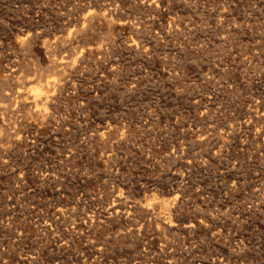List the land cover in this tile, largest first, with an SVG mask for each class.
I'll return each mask as SVG.
<instances>
[{"label": "rangeland", "instance_id": "374dc122", "mask_svg": "<svg viewBox=\"0 0 264 264\" xmlns=\"http://www.w3.org/2000/svg\"><path fill=\"white\" fill-rule=\"evenodd\" d=\"M0 147V264H264V0H0Z\"/></svg>", "mask_w": 264, "mask_h": 264}, {"label": "bare ground", "instance_id": "6f19581e", "mask_svg": "<svg viewBox=\"0 0 264 264\" xmlns=\"http://www.w3.org/2000/svg\"><path fill=\"white\" fill-rule=\"evenodd\" d=\"M29 1V0H28ZM17 2V1H16ZM51 2V1H50ZM88 2V1H87ZM151 2V1H150ZM258 2V1H257ZM261 2V1H260ZM103 3V2H102ZM62 4V3H61ZM239 5V4H238ZM21 7V6H20ZM37 8V7H36ZM90 10V9H89ZM86 12V11H85ZM50 13V12H49ZM87 13H88V11H87ZM106 13V12H105ZM84 14V13H83ZM107 14V13H106ZM106 14H105V16H106ZM110 14V13H109ZM29 16V15H28ZM77 17V16H76ZM88 17V16H87ZM104 17V16H103ZM83 18V17H82ZM11 19V18H10ZM87 19V18H86ZM142 20V19H141ZM81 21V20H80ZM18 22V21H17ZM70 22H72V20H70ZM74 22V21H73ZM82 22V21H81ZM84 22V21H83ZM108 23V22H107ZM111 23V22H110ZM234 24V23H233ZM110 25V24H109ZM84 26V28H85V25H83ZM94 26V25H93ZM92 26V27H93ZM111 27V26H110ZM82 29V28H81ZM91 29V28H90ZM141 29V28H140ZM83 30V29H82ZM109 30H110V28H109ZM81 31V30H80ZM157 31V30H156ZM30 32V31H29ZM85 32V31H84ZM27 33H28V31H27ZM19 34V33H18ZM30 34V33H29ZM160 35V34H159ZM32 37V36H31ZM156 37V36H155ZM90 38V37H89ZM57 39V38H56ZM63 39V38H62ZM74 39V38H73ZM205 39V38H204ZM209 39V38H208ZM2 40V39H1ZM135 40V39H134ZM155 40V39H154ZM7 41V40H6ZM66 41V40H65ZM89 41V40H88ZM142 41V40H141ZM261 41V40H260ZM127 42V41H126ZM146 42V41H145ZM155 42V41H154ZM47 43V42H46ZM259 43H261V42H259ZM137 45V44H136ZM27 47V46H26ZM72 47V46H71ZM101 47V46H100ZM46 50V49H45ZM75 51V50H74ZM102 51V50H101ZM46 52V51H45ZM50 52V51H49ZM231 52V51H230ZM53 53V52H52ZM74 54V53H73ZM146 54V53H145ZM155 54V53H154ZM224 54V53H223ZM50 55V54H49ZM53 57V56H52ZM11 59V58H10ZM72 59V58H71ZM82 60V59H81ZM72 61V60H71ZM35 62V61H34ZM60 63V62H59ZM59 63H58V65H59ZM94 63V62H93ZM134 63V62H133ZM236 64V63H235ZM37 65V64H36ZM53 65V64H52ZM67 65V64H66ZM86 65V64H85ZM112 65V64H111ZM120 65V64H119ZM144 66V65H143ZM87 67V66H86ZM226 67V66H225ZM23 68V67H22ZM27 68V67H26ZM194 68V67H193ZM236 69V68H235ZM147 70V69H146ZM223 71V70H222ZM228 71V70H227ZM241 71V70H240ZM118 73H120V72H118ZM241 73H242V71H241ZM142 74V73H141ZM147 74V73H146ZM21 75V74H20ZM68 75V74H67ZM133 75V74H132ZM240 75V74H239ZM28 76V75H27ZM57 76V75H56ZM225 76V75H224ZM60 78V77H59ZM138 78V77H137ZM9 80V79H8ZM134 80V79H133ZM224 80V79H223ZM226 80V79H225ZM234 80V79H233ZM49 82V81H48ZM126 82V81H125ZM131 82V81H130ZM135 82V81H134ZM4 83H6V82H4ZM47 83V82H46ZM60 84H61V82H60ZM232 85V84H231ZM20 86H21V84H20ZM26 86V85H25ZM82 86V85H81ZM229 86V85H228ZM40 87V86H39ZM33 88V87H32ZM134 88V87H133ZM64 89V88H63ZM13 90V89H12ZM18 90V89H17ZM127 90V89H126ZM16 91V90H15ZM44 91V90H43ZM46 91V90H45ZM175 91V90H174ZM254 91V90H253ZM19 92V91H18ZM39 92V91H38ZM130 92V91H129ZM261 92V91H260ZM263 92V91H262ZM40 93V92H39ZM127 93V92H126ZM171 93V92H170ZM18 94V93H17ZM42 94V93H41ZM263 94V93H262ZM164 95V94H163ZM40 96V95H39ZM182 96V95H181ZM208 96V95H207ZM258 96V95H257ZM173 97H174V95H173ZM193 98V97H192ZM9 99V98H8ZM39 100V99H38ZM40 101V100H39ZM51 101V100H50ZM163 101V100H162ZM175 101V100H174ZM35 102H37V101H35ZM59 102V101H58ZM23 103H24V101H23ZM249 103V102H248ZM8 104H10V103H8ZM7 104V105H8ZM11 104L13 105V103L11 102ZM33 104V103H32ZM44 104V103H43ZM206 104V103H205ZM148 105V104H147ZM261 105V104H260ZM207 106V105H206ZM252 106V105H251ZM7 107V106H6ZM261 107H263L262 105H261ZM35 108V107H34ZM56 108V107H55ZM166 108V107H165ZM150 109V108H149ZM168 111V110H167ZM175 111V110H174ZM241 111V110H240ZM161 112V111H160ZM250 112V111H249ZM36 113V112H35ZM171 113V112H170ZM242 113V112H241ZM263 113V112H262ZM164 114V113H163ZM250 114V113H249ZM48 115V114H47ZM165 115V114H164ZM28 116V115H27ZM130 116V115H129ZM171 116V115H170ZM57 117V116H56ZM158 117V116H157ZM172 117V116H171ZM59 118V117H58ZM173 118V117H172ZM100 120V119H99ZM89 121V120H88ZM185 121V120H184ZM187 122V121H186ZM233 122V121H232ZM263 122V121H262ZM56 123V122H55ZM59 123V122H58ZM126 123V122H125ZM185 123V122H184ZM63 124V123H62ZM188 124V123H187ZM235 124V123H234ZM233 124V125H234ZM168 125V124H167ZM205 125V124H204ZM209 125V124H208ZM214 126V125H213ZM229 126V125H228ZM258 126V125H257ZM256 126V127H257ZM210 127V126H209ZM80 130V129H79ZM81 130H83V129H81ZM199 130H201V129H199ZM212 130V129H211ZM223 130H224V128H223ZM227 130V129H226ZM78 131V130H77ZM96 131V130H95ZM198 131V130H197ZM222 131V130H221ZM85 132V131H84ZM131 133V132H130ZM188 133V132H187ZM227 133V132H226ZM217 134V133H216ZM186 135V134H185ZM65 136V135H64ZM231 136V135H230ZM67 138V137H66ZM125 139V138H124ZM213 140V139H212ZM32 141H33V139H32ZM249 141V140H248ZM86 142H88V141H86ZM155 142V141H154ZM187 142V141H186ZM128 143V142H127ZM139 143V142H138ZM205 143V142H204ZM137 144V143H136ZM149 144V143H148ZM167 144V143H166ZM200 144V143H199ZM228 144V143H227ZM63 145V144H62ZM81 145V144H80ZM245 145V144H244ZM46 146V145H45ZM104 146V145H103ZM111 146V145H110ZM223 146V145H222ZM96 147V146H95ZM109 147V146H108ZM1 148V147H0ZM155 148V147H154ZM104 149V148H103ZM264 149V148H263ZM139 150V149H138ZM81 151V150H80ZM107 151V150H106ZM151 151V150H150ZM42 152V151H41ZM118 152V151H117ZM174 152V151H173ZM94 153V152H93ZM150 153H152V152H150ZM187 153V152H186ZM63 154V153H62ZM181 154V153H180ZM70 155V154H69ZM108 155H110V154H108ZM71 156V155H70ZM69 156V157H70ZM30 157V156H29ZM59 157V156H58ZM217 157V156H216ZM126 159V158H125ZM138 159V158H137ZM61 160V159H60ZM63 160V159H62ZM188 160V159H187ZM18 161H19V159H18ZM3 162V161H2ZM61 162V161H60ZM187 162V161H186ZM7 163V162H6ZM185 163V162H184ZM189 164V163H188ZM218 164V163H217ZM184 165V164H183ZM6 167V166H5ZM72 169V168H71ZM112 169V168H111ZM68 170V169H67ZM73 170V169H72ZM192 170V169H191ZM121 171V170H120ZM250 171V170H249ZM186 176V175H185ZM226 176V175H225ZM29 177V176H28ZM184 177V176H183ZM246 177V176H245ZM225 178V177H224ZM79 179V178H78ZM217 179V178H216ZM224 180V179H223ZM259 181V180H258ZM105 182V181H104ZM224 182H226V181H224ZM166 183V182H165ZM21 184V183H20ZM111 184V183H110ZM155 184V183H154ZM163 184H164V182H163ZM162 184V185H163ZM42 186V185H41ZM167 186V185H166ZM139 187V186H138ZM80 188V187H79ZM166 188V187H165ZM255 188V187H254ZM256 189V188H255ZM97 190V189H96ZM256 191V190H255ZM21 192V191H20ZM78 192V191H77ZM165 193V192H164ZM105 194V193H104ZM147 194V193H146ZM175 194V193H174ZM253 194V193H252ZM119 195V194H118ZM178 195V194H177ZM115 196V195H114ZM121 197V196H120ZM127 197V196H126ZM171 197V196H170ZM81 198V197H80ZM146 198V197H145ZM175 198V197H174ZM173 198V199H174ZM63 199V198H62ZM117 199V198H116ZM152 199V198H151ZM165 199V198H164ZM251 199V198H250ZM29 200V199H28ZM140 200V199H139ZM62 201V200H61ZM114 201V200H113ZM115 201H118V199L117 200H115ZM120 201H121V199H120ZM120 201H118L117 203L115 202L114 204H113V206H112V211L110 212V214H116V213H118V212H120V211H122V210H124L123 209V202H120ZM137 202V201H136ZM79 204V203H78ZM108 204V203H107ZM149 204V203H148ZM163 206H165V205H163ZM237 206V205H236ZM68 207V206H67ZM141 207V206H140ZM22 208V207H21ZM262 208V207H261ZM127 209V208H126ZM255 209V208H254ZM145 210L147 211V212H153L154 210H155V207L154 206H149V205H146L145 206ZM161 210V209H160ZM174 210V209H173ZM108 211V210H107ZM126 211V210H125ZM134 211V210H133ZM262 211V210H261ZM58 212V211H57ZM106 212V211H105ZM109 212V211H108ZM161 212V211H160ZM245 212V211H244ZM28 213V212H27ZM94 213H95V211H94ZM100 213V212H99ZM122 213V212H121ZM128 213V212H127ZM59 214V213H58ZM89 214V213H88ZM96 214H98V213H96ZM137 214V213H136ZM145 214V213H144ZM147 214V213H146ZM145 214V215H146ZM149 214V213H148ZM154 215H155V213H153ZM169 214V213H168ZM239 214V213H238ZM245 214V213H244ZM86 215V214H85ZM101 215V214H100ZM151 215V214H150ZM263 215V214H262ZM95 215H93V217H94ZM108 216V215H107ZM110 216V215H109ZM113 216V215H112ZM112 216H110V217H112ZM133 216H135V215H133ZM147 216V215H146ZM158 216V215H157ZM164 216H165V214H164ZM205 216V215H204ZM60 217V216H59ZM62 217V216H61ZM92 217V218H93ZM96 217V216H95ZM106 217V216H105ZM148 217V216H147ZM151 217V216H150ZM68 218V217H67ZM87 218H88V216H87ZM86 218V219H87ZM109 218V217H108ZM17 219V218H16ZM63 219V218H62ZM85 219V218H84ZM107 219V218H106ZM112 219V218H111ZM113 219H115V218H113ZM142 219H143V217H142ZM150 219V218H149ZM159 219V218H158ZM161 219V218H160ZM162 219H163V217H162ZM60 220V219H59ZM58 220V221H59ZM81 220V219H80ZM93 220V219H92ZM156 220V219H155ZM171 220H172V218H171ZM208 220V219H207ZM55 221V220H54ZM63 221V220H62ZM90 221V220H89ZM116 221V220H115ZM131 221V220H130ZM133 221H135L134 219H133ZM47 222V221H46ZM66 222V221H65ZM92 222V221H91ZM132 222V221H131ZM177 222V221H176ZM35 223V222H34ZM78 223V222H77ZM172 223V222H171ZM181 223V222H180ZM190 223V222H189ZM195 223V222H194ZM210 223V222H209ZM243 223V222H242ZM261 223V222H260ZM47 224V223H46ZM59 224H60V222H59ZM62 224V223H61ZM114 224V223H113ZM142 224V223H141ZM201 224V223H200ZM47 225H50V224H47ZM46 225V226H47ZM93 225V224H92ZM129 225V224H128ZM170 225V224H169ZM185 225V224H184ZM171 226V225H170ZM192 226H193V223H190V224H186L185 225V228L186 229H189V230H191L192 229ZM201 226V225H200ZM251 226V225H250ZM18 227V226H17ZM57 227V226H56ZM140 227V226H139ZM209 227V226H208ZM6 228V227H5ZM135 228V227H134ZM166 228V227H165ZM184 228V229H185ZM194 228V227H193ZM200 228V227H199ZM224 228V227H223ZM18 229V228H17ZM52 229V228H51ZM70 229V228H69ZM182 229H183V226H182ZM169 229H167V231H168ZM126 231V230H125ZM186 231V230H185ZM193 231H194V229H193ZM130 232V231H129ZM71 233V232H70ZM69 233V234H70ZM179 233V232H178ZM217 233V232H216ZM1 234V233H0ZM134 234V233H133ZM140 234V233H139ZM249 234V233H248ZM130 235V234H129ZM135 235V234H134ZM47 236V235H46ZM124 236V235H123ZM137 236V235H136ZM155 236V235H154ZM168 236V235H167ZM82 237V236H81ZM112 237V236H111ZM77 238V237H76ZM244 238V237H243ZM187 239H189V238H187ZM211 239V238H210ZM64 240V239H63ZM167 240V239H166ZM243 240V239H242ZM148 241V240H147ZM202 241V240H201ZM233 241V240H232ZM2 242V241H1ZM125 242V241H124ZM211 242V241H210ZM236 242V241H235ZM177 243V242H176ZM241 244V243H240ZM207 246V245H206ZM233 246H234V244H233ZM101 247V246H100ZM242 247V246H241ZM255 247V246H254ZM92 248V247H91ZM99 248V247H98ZM149 249V248H148ZM238 249V248H237ZM6 250V249H5ZM99 250H101V249H99ZM111 250V249H110ZM117 250V249H116ZM170 250V249H169ZM235 250V249H234ZM94 251V250H93ZM151 251V250H150ZM211 251V250H210ZM92 252V251H91ZM154 252V251H153ZM232 252V251H231ZM99 253V252H98ZM109 253V252H108ZM135 253V252H134ZM173 253V252H172ZM225 253V252H224ZM13 254H14V252H13ZM33 254V253H32ZM196 254V253H195ZM256 254V253H255ZM139 255V254H138ZM156 255V254H155ZM171 255V254H170ZM27 256V255H26ZM77 256V255H76ZM18 257V256H17ZM229 257V256H228ZM236 257H237V255H236ZM24 258V257H23ZM133 258V257H132ZM157 258V257H156ZM214 258V257H213ZM139 259V258H138ZM172 259V258H171ZM203 259V258H202ZM132 260V259H131ZM217 260V259H216ZM250 260V259H249ZM20 261V260H19ZM35 262V261H34ZM113 262V261H112ZM171 262V261H170ZM173 262H175V261H173ZM207 262V261H206ZM212 262V261H211ZM217 262V261H216ZM58 263V262H57ZM42 264V263H41ZM114 264V263H113ZM122 264V263H121ZM136 264H137V262H136ZM211 264V263H210ZM213 264V263H212ZM261 264V263H260Z\"/></svg>", "mask_w": 264, "mask_h": 264}]
</instances>
